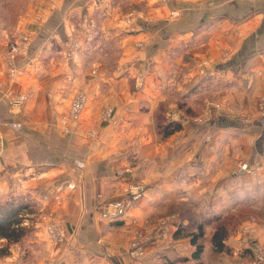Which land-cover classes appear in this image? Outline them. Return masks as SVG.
<instances>
[{"label":"crops","instance_id":"0c3cea01","mask_svg":"<svg viewBox=\"0 0 264 264\" xmlns=\"http://www.w3.org/2000/svg\"><path fill=\"white\" fill-rule=\"evenodd\" d=\"M132 10L145 16L126 24ZM20 35L29 46L12 75L3 55ZM78 90L88 100L66 124ZM19 94L27 98L17 107ZM262 98L264 0H0V204L36 210L33 232L0 264H253L264 247L256 215L226 240L235 255L207 257L208 241L194 258L190 238L173 233L178 202L193 216L264 205ZM164 103L183 127L160 140ZM131 181L147 185L144 196L123 218H100ZM50 221L64 240L50 237ZM138 235L146 253L132 257ZM245 249L252 256L240 257Z\"/></svg>","mask_w":264,"mask_h":264},{"label":"trees","instance_id":"16d2710c","mask_svg":"<svg viewBox=\"0 0 264 264\" xmlns=\"http://www.w3.org/2000/svg\"><path fill=\"white\" fill-rule=\"evenodd\" d=\"M166 104H160L155 114L156 127L159 133V139L165 140L171 134L182 129L181 121L169 120L166 114ZM184 107V106H182ZM186 113L191 115L189 107L184 108ZM191 113V114H190ZM176 210L180 216L176 224L174 236L176 238L189 237L190 241L195 245L194 258H200L204 252L206 242L209 241L215 252H224L229 255H235L233 248L226 243V240L236 232L238 225L243 219H247L252 215L257 218H264V205L253 206L249 202L247 204H239L233 207L231 213L239 215L242 210L247 209L245 215L239 216L237 223L225 221V216L204 215L199 213L193 216L192 211L184 206V203H175ZM263 211V213H260ZM35 207L30 202L10 201L0 204V257H4L10 252V245L12 243L21 242L25 237L29 236L34 230L35 221ZM197 218L200 220L195 221ZM203 218V219H201ZM187 220V222H186ZM213 225L214 230L212 234L208 235L207 226ZM206 241V242H205ZM251 255L252 249L243 250L239 256Z\"/></svg>","mask_w":264,"mask_h":264},{"label":"built area","instance_id":"2783aa9c","mask_svg":"<svg viewBox=\"0 0 264 264\" xmlns=\"http://www.w3.org/2000/svg\"><path fill=\"white\" fill-rule=\"evenodd\" d=\"M166 3L170 0H160ZM145 14L143 11L132 10L124 16V22L126 24H131L135 21H139L144 18ZM28 38L24 35H20L15 39L9 41L7 50L3 55V60L8 63L9 71L12 75L18 72L17 63L21 56L25 55L28 51ZM204 64V63H203ZM205 67V66H204ZM203 67V68H204ZM135 83L138 88L144 86L145 77L141 72L137 73L135 76ZM25 94L14 95L11 97V104L14 106H21L26 101ZM88 100V96L85 91L80 90L75 95L69 107L65 123L78 121L83 113L84 107ZM258 106L262 113H264V98H262ZM103 117L107 118L111 115V108L106 106L103 108ZM242 169L249 171L250 165L245 162L241 165ZM130 172V169L126 170ZM147 185L141 181H131L125 186L123 197L106 201L104 206L100 209V218L115 221L121 219L125 216L128 209L135 205L146 193ZM162 225L168 227L169 222L167 219L162 220ZM49 235L51 238L62 241L65 238V234L60 229V227L55 223L51 222L47 226ZM166 236L170 237V230L166 231ZM145 237L143 235H138L134 237L130 242L129 254L132 257H142L146 253ZM253 264H264V248L261 246H256L253 249ZM49 264V263H46Z\"/></svg>","mask_w":264,"mask_h":264},{"label":"rangeland","instance_id":"374dc122","mask_svg":"<svg viewBox=\"0 0 264 264\" xmlns=\"http://www.w3.org/2000/svg\"><path fill=\"white\" fill-rule=\"evenodd\" d=\"M78 91H80V90H78ZM77 91V92H78ZM76 92V93H77ZM75 93V94H76ZM54 109H55V111L56 112H60V103L58 104H55L54 105ZM69 110V109H68ZM65 111V110H64ZM63 111V117H65L67 114H66V112H67V110H66V112H64ZM60 114V113H59ZM247 204L248 203V201H245V202H242V204ZM260 206H262V205H260ZM228 209V208H227ZM232 209H233V207L232 208H229V210L225 213V214H221V215H223V216H225V221H227V222H229L230 223V225H232V223H237V222H239L238 221V218H239V216H241V214L243 215V213H244V215H245V212L247 211V209H245V210H242V212H241V214H239V215H236V214H232L231 213V211H232ZM260 213H263V211H261ZM243 215V216H244ZM243 216H241L240 218L242 219L243 218ZM201 219H203V218H201ZM248 219V218H247ZM198 220H200V218H197L195 221H198ZM246 219H243L241 222H240V224L238 225V227L239 226H241L242 225V223L245 221ZM253 220H255L256 221V223H261V222H264V218H255V219H253ZM49 223H51V221L49 222ZM48 223V224H49ZM237 227V228H238ZM206 242V241H205ZM206 244L207 245H209V242L207 241L206 242ZM259 246H261V245H259ZM262 247V246H261ZM264 248V247H263ZM206 255H207V257H210V258H213L214 256H215V253L213 252V249L212 250H206ZM222 256H223V258H225V259H228V256L227 255H224V254H222ZM254 256V255H253Z\"/></svg>","mask_w":264,"mask_h":264}]
</instances>
